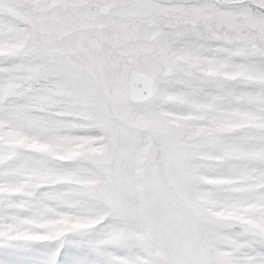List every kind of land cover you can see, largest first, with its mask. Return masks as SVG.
I'll return each instance as SVG.
<instances>
[{"label": "snow or ice", "instance_id": "snow-or-ice-1", "mask_svg": "<svg viewBox=\"0 0 264 264\" xmlns=\"http://www.w3.org/2000/svg\"><path fill=\"white\" fill-rule=\"evenodd\" d=\"M0 264H264V0H0Z\"/></svg>", "mask_w": 264, "mask_h": 264}]
</instances>
